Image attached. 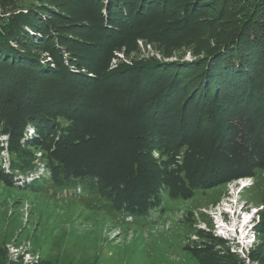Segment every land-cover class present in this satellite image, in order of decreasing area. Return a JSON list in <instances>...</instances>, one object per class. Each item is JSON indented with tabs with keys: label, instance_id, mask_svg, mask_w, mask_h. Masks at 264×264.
<instances>
[{
	"label": "rangeland",
	"instance_id": "rangeland-1",
	"mask_svg": "<svg viewBox=\"0 0 264 264\" xmlns=\"http://www.w3.org/2000/svg\"><path fill=\"white\" fill-rule=\"evenodd\" d=\"M13 2L0 0V19L22 4ZM34 4L53 11L50 25L61 31H67L64 26L72 21L84 22L95 15L92 6L66 0ZM182 9L178 4L167 16L143 21L144 30L112 51L106 72L204 58L224 29L218 33L219 27H209L213 12L200 13L184 26ZM78 37L84 38L80 33ZM41 55L49 60L47 54ZM119 87V92L126 90ZM110 109L113 119H105L99 128L103 136L99 133L85 144L83 157L73 155L74 162H98L101 172L110 168L102 182L63 177L61 162L53 154L60 151L57 133L52 130L43 139L28 129L14 139L1 132L10 128V122L0 114V264H264V147L250 126L236 123L242 138L225 142L227 146L222 142L227 150L219 152V159L214 156L218 149L212 148L214 134L207 131L195 132L167 153L158 140L138 141L134 133L120 131L117 118L131 111L121 112L122 116ZM139 122L151 129L144 117ZM132 125V131L142 132ZM117 139L126 145L123 151V145L112 148ZM139 146L147 151L143 157L148 165L161 162L149 173L155 178L151 193L159 205L156 221L137 220L124 209L119 190H130L126 184L131 176L117 177L110 166L115 160L119 164L124 152L133 151L131 147L137 153ZM93 149L101 159L85 156ZM209 159L215 171H210ZM143 177L151 184L149 177ZM114 183L119 188L118 205L109 189Z\"/></svg>",
	"mask_w": 264,
	"mask_h": 264
},
{
	"label": "trees",
	"instance_id": "trees-1",
	"mask_svg": "<svg viewBox=\"0 0 264 264\" xmlns=\"http://www.w3.org/2000/svg\"><path fill=\"white\" fill-rule=\"evenodd\" d=\"M36 1L21 0L14 13L0 19V114L10 122V128L1 132L14 138L31 129L43 139L56 132L60 151L53 154L61 162L58 168L63 177L98 182L109 177L110 168L101 172L98 162L83 164L73 157H83L85 144L99 133L103 136V122L114 115L110 107L122 116L121 112L131 111L117 118L120 131L134 133L138 141L158 140L167 153L195 132L207 131L214 134L212 148L218 149L214 156L219 159L229 140L228 144L241 140L238 121L250 126L264 147V0H66L95 11L84 22L66 24L67 31L53 29L49 20L55 13L36 6ZM178 4L183 5L184 26L200 13L213 12L209 27H219L218 33L224 29L204 58L106 72L115 47L144 30L143 21L167 16ZM78 31L84 38L78 37ZM120 85L126 90L119 92ZM141 117L151 123V129L139 122ZM132 124L142 132L132 131ZM134 139L131 142L136 144ZM113 143L110 146L116 149L123 145L122 151L126 146L118 139ZM133 148L123 153L119 164L111 162L117 177L131 176L126 184L130 190H119L115 183L109 187L112 202L118 205L119 190L130 216L156 221L159 205L151 193L155 178L149 173L161 162L148 165L143 157L147 151L139 146L135 153ZM85 156L101 159L96 149ZM210 161V171H215ZM52 173L56 177V169ZM143 175L154 182L142 181Z\"/></svg>",
	"mask_w": 264,
	"mask_h": 264
}]
</instances>
